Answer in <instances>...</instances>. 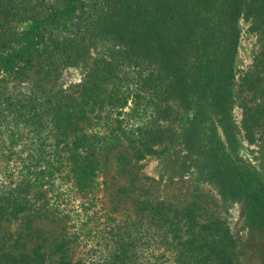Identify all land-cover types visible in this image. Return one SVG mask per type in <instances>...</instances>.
I'll list each match as a JSON object with an SVG mask.
<instances>
[{
	"label": "trees",
	"instance_id": "16d2710c",
	"mask_svg": "<svg viewBox=\"0 0 264 264\" xmlns=\"http://www.w3.org/2000/svg\"><path fill=\"white\" fill-rule=\"evenodd\" d=\"M239 4L238 0H168L167 4L157 0V8L167 9L155 17L152 43L165 63L146 76L139 72L138 85L143 94L151 91L153 108L159 112L165 78L184 64L183 71L199 95L194 120L204 145L205 167L213 169L231 193L246 199L249 221L258 225L264 221V186L233 156L231 140L227 133L223 140L213 116L222 110L233 80L236 43L229 25ZM83 5L84 0H64L42 19L40 6H29L19 19L11 20L0 48V86L7 78L29 79L47 29L71 34L72 21ZM121 98L119 109H124L127 97ZM142 99L147 97L138 93L137 102ZM3 100L0 90V105ZM69 101L60 98L42 116H32L29 106L20 104V116L27 118V124L41 119L40 127L47 125L52 131L40 140L25 141L27 158L21 161L19 182L13 181L11 170L3 176L10 182L2 183L0 192L2 264H238L228 230L196 202L179 208L170 201L140 198L134 180L120 183L135 162L154 153L157 134L152 128L113 125L104 135H92L86 106ZM251 108L244 127L253 136L255 128L264 131V102L255 113ZM147 129L150 132H144ZM114 165L116 175L111 171ZM17 217L20 226L12 232ZM80 246L88 249L85 258L77 252ZM141 249L149 251L148 259L142 260Z\"/></svg>",
	"mask_w": 264,
	"mask_h": 264
},
{
	"label": "rangeland",
	"instance_id": "374dc122",
	"mask_svg": "<svg viewBox=\"0 0 264 264\" xmlns=\"http://www.w3.org/2000/svg\"><path fill=\"white\" fill-rule=\"evenodd\" d=\"M156 1L84 0L72 21L71 34L65 36L47 29L46 42L29 68V79L7 78L1 84L6 101L0 105V192L2 183L10 182L3 178L10 170L14 182L22 178L21 161L27 158L25 141L40 140L52 131L47 125L40 127L41 119L27 124V118L20 116L21 102L29 106L32 116H42L60 98L77 101L86 106L88 132L92 135H104L113 125L130 130L149 127L157 134L152 144L154 153L135 162L131 174L127 173L129 176L122 178L121 184L134 180L140 198L150 196L170 201L179 208L196 202L228 230L238 264H264V221L253 225L248 218L246 199L231 193L214 170L205 167L204 145L194 120L199 95L185 68L183 71L184 64L165 78L159 112L153 108L151 91L143 94L139 90V72L146 76L165 63L154 53L152 43L155 17L160 15L159 10L167 9L157 8ZM167 1L158 0L165 4ZM238 1L229 25L236 43L233 80L222 110L213 116L223 140L224 133L228 134L233 156L264 186V131L255 128L250 136L244 127L250 107L255 113L257 105L264 102V0ZM63 2L0 0V48L6 41L5 31L12 25L11 20L19 19L27 7L40 6L37 10H43L39 17L42 19ZM144 54H148L145 59ZM138 93L147 99L137 102ZM122 96L127 97L128 106L119 109ZM7 102L14 106L9 107ZM113 110L123 114L111 116ZM112 118L121 124L112 122ZM111 171L117 174L115 165ZM79 204L80 200H76L75 205ZM18 218L11 226L12 232L20 226ZM3 243L8 246L9 240ZM141 250L145 251L142 259L145 260L149 251ZM87 251L82 246L77 249L83 253L82 258ZM171 253L168 251L167 255Z\"/></svg>",
	"mask_w": 264,
	"mask_h": 264
}]
</instances>
